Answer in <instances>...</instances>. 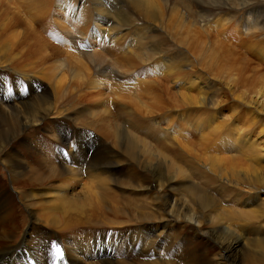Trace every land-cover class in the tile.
<instances>
[{"label": "rangeland", "instance_id": "374dc122", "mask_svg": "<svg viewBox=\"0 0 264 264\" xmlns=\"http://www.w3.org/2000/svg\"><path fill=\"white\" fill-rule=\"evenodd\" d=\"M2 1L4 9L20 20L15 26L20 40L33 32L30 42L37 40L46 44L47 54L57 51L53 59L39 66L40 62L33 64L38 59L32 53L23 55L20 52L26 49L10 48L14 41L19 42L18 38H14L12 44V39H5L7 46L0 43V101L4 104L3 107H22L34 103L39 95L50 97L52 102H56L55 113L51 106V116L44 115L36 125L23 127L20 138L7 143L8 152L5 153L7 155L4 161L10 155L21 154L28 164H36L37 151L34 149V152H27L28 144L34 139L33 148L40 145L38 149L44 148L57 163H66L72 167L73 163H93L97 154H107L112 149L119 150L115 134L111 133L110 126L107 125L117 122L118 127L124 125L131 133L149 143V147L138 149L139 160L149 161L153 153L151 148L156 147V150H166L167 154L170 152L171 155L167 158L172 157L170 160L177 162V158H174L176 145L173 144L176 136V139L180 138V142L190 140L196 146L207 141L200 146L210 154L211 149L208 151L207 148H210L212 136L209 134L210 129L206 127L210 126V97L213 96L214 109L218 113V121L224 124L223 128L240 125L250 130L245 143L248 144L246 140H250V145L257 148L256 154L260 157L257 160L262 174V183L255 186L262 190L263 200L260 204L243 206L232 202L228 197L223 207L228 206L237 211L252 210L258 217L260 228L264 227V110L260 104L250 106L243 102L246 99L258 102L264 99L257 94L264 91V0H251L255 10L249 9L246 13V6L243 7V4L249 0H137L136 3L133 0H32L33 4L31 0ZM225 22H233L235 27L229 28ZM241 35L244 37L242 42ZM217 38L230 40L233 44L217 41ZM142 51H146L153 59L146 62L142 57L141 60L139 55ZM191 51L202 53L197 58ZM222 54L226 58L220 61L218 57ZM127 56L130 60L133 58L134 62L127 61ZM232 63L235 68L242 67L246 70V79L251 81L260 78L255 88L230 82L228 70L222 64ZM173 70L175 73L190 71L194 76L200 74L198 77L201 80L196 82L195 78L193 90L187 89L186 83L178 84L170 76L166 79L168 73H174ZM94 80L97 81L95 85L91 84L96 83ZM60 83H63V87ZM17 85H20V90ZM183 93L204 101L184 104ZM161 101L166 102L165 105L172 103L173 107L162 109V106L157 109L160 112L152 113L155 102ZM106 102L109 106H106ZM104 105L107 109L110 108V115L104 111ZM138 105L142 107L139 108ZM235 106L236 113L233 114ZM37 108L35 109L39 112ZM238 112L241 115L234 116ZM247 116L259 122L251 125L247 122ZM205 120H208L209 125H206ZM35 132L37 142L35 137L32 138ZM165 132L170 135L168 133L162 139L161 134ZM206 136L209 141L203 139ZM232 144L233 150L241 151L240 138L234 143H227ZM226 149L227 155L235 154ZM238 156L243 154L239 153ZM181 159L180 162L185 164V160ZM237 161L241 165L245 161L251 162L247 157ZM195 164L199 172L203 170V165L199 162L185 165L189 168ZM109 166L112 167L111 171L116 170L115 174L119 173V177H124L121 179L123 182L129 180L130 172L126 174L128 170L125 166H117L116 169V165ZM40 168V171L45 170ZM170 171L174 169L171 168ZM194 174L193 179L197 178L201 185L199 173L194 170ZM10 177L6 165L0 162L1 180L8 182ZM188 184L189 180L186 179L179 186ZM124 186L127 187L126 184ZM250 194L251 192H245L243 197ZM240 220L247 222L245 216ZM25 227L14 238L13 245L20 238L26 237ZM253 252L255 256L261 257L259 247L254 248ZM51 257L52 254L49 255V263Z\"/></svg>", "mask_w": 264, "mask_h": 264}, {"label": "bare ground", "instance_id": "6f19581e", "mask_svg": "<svg viewBox=\"0 0 264 264\" xmlns=\"http://www.w3.org/2000/svg\"><path fill=\"white\" fill-rule=\"evenodd\" d=\"M31 2L33 4L34 1ZM132 2L136 3L137 0ZM252 3L251 0L245 1L243 4V7L246 6L245 13L249 9L255 10ZM19 23L17 16L12 17L0 0V43L7 46L5 39L9 38L10 41L12 39V44L13 39L18 38L19 42L14 41L10 48L26 49L20 52L23 55L32 53L33 57L38 59L33 64L40 62L39 66L53 59L57 51L47 54L46 44L37 40L30 42L33 32L28 37L19 39L20 34L15 30L16 24ZM224 24L229 28L235 27L233 22ZM243 39L241 35L240 42ZM216 40L233 44L224 38ZM191 53L198 58L202 51ZM142 57L146 62L153 59L146 51L139 55L141 60ZM218 58L223 61L226 55H219ZM131 59L128 57L127 61L133 63L134 60ZM136 59L135 57V62ZM222 65L227 68L231 83L253 89L260 80L246 79V70L242 67L235 68L234 63ZM169 76L178 84H188L187 89L192 90L195 78L196 82L201 80L190 71L168 73L167 80ZM63 83H60L61 86ZM91 84L95 85L97 81ZM19 86L17 85L20 90ZM257 94L261 95V98L264 97V91ZM182 95L184 104H198L204 101L188 93ZM39 96L35 98L34 103L22 107L20 105L12 108L3 107L4 104L0 101V162L6 165L9 175L11 174L8 182L0 178V264H264V227L260 228L258 217L252 210L237 211L228 206L223 207L228 197L232 202L243 206H253L262 202V190L255 188L257 184L262 183L257 160L260 157H257V148L251 146L250 140H246L249 145L245 143L250 133L247 127L236 125L223 128L224 124L218 121V113L214 109L213 96L210 97V126L206 127L210 129L212 139L209 137V141L207 136L206 139L203 138L209 141L210 148L207 150L211 149L210 154L200 146L202 143L196 146L197 144L190 140L180 142V138L178 140L176 136L173 144L176 145L174 158H177V162L171 161L172 157L167 158L171 155L169 151L170 154H167L166 150H156V147L151 148L153 153L149 161L139 160L138 149L149 147V143L131 133L124 125L118 127V122L108 123L110 119L107 125L110 126L111 133L115 134V143L119 144V150L112 149L109 153L107 151V154L99 153L94 156L93 163L87 165L73 163V167L66 163H57L44 148L38 149L39 144L38 148L35 146L33 148L34 139L28 144L27 152H34V149L39 152L35 154L37 161L35 165L28 164L21 154L10 155L4 161L7 155L5 153L8 152L7 143L12 139H19L23 127L36 125L41 117L50 115L51 106L55 113L56 102H52L50 97ZM243 102L250 106L260 104L264 110V99L261 102L248 99ZM155 104L151 110L154 114L162 106V109L173 107L172 103L165 105L166 102L162 101ZM106 106V109H103L109 114L110 108L108 110ZM236 106L233 114L236 113ZM239 115L241 113L238 112L234 116ZM246 118L251 125L258 121L250 116ZM207 121L206 125H209ZM168 133L161 134L162 139ZM35 134L36 132L32 134V138ZM36 137L35 141L38 140ZM238 138L242 142L239 152L233 150L234 144L227 145L234 143ZM226 148L235 154L227 155ZM239 153L243 156H238ZM243 157H247L251 162L245 161L241 165L237 160H242ZM181 158L185 160L186 165L201 163L203 170L199 172L196 164L195 167L191 165L187 168L180 162ZM109 165H116L115 169L117 166H125L128 170L126 174L130 172L129 180L123 182L121 179L124 177H119V173L115 174V169L111 171L112 167ZM40 167L45 170L40 171ZM171 168L174 171H170ZM194 170L199 173L198 180L201 185L197 178L193 179V175L196 174ZM186 179L190 184L179 186ZM245 192L251 194L243 197ZM242 216L247 218V222L240 220ZM24 227L26 237L20 238L19 242L13 245L14 238H17ZM54 247L59 249L61 259L57 261L51 257L49 263V255L51 256ZM257 247L261 250V257L254 255L253 249ZM30 257L34 259L33 262H30Z\"/></svg>", "mask_w": 264, "mask_h": 264}, {"label": "snow or ice", "instance_id": "6c2138e0", "mask_svg": "<svg viewBox=\"0 0 264 264\" xmlns=\"http://www.w3.org/2000/svg\"><path fill=\"white\" fill-rule=\"evenodd\" d=\"M57 251L59 252V249H57Z\"/></svg>", "mask_w": 264, "mask_h": 264}]
</instances>
